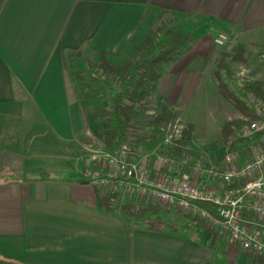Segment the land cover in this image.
<instances>
[{"label":"crops","instance_id":"1","mask_svg":"<svg viewBox=\"0 0 264 264\" xmlns=\"http://www.w3.org/2000/svg\"><path fill=\"white\" fill-rule=\"evenodd\" d=\"M160 18L191 35L147 84L152 109L167 103L177 113L214 72L224 46L264 51V0H0V264H250L224 236L162 220L173 209L152 203L158 213L136 221L99 208L103 192L87 177L111 176L95 159L109 153L64 52L128 58ZM186 23L191 30L183 33ZM218 34L228 37L223 47L214 45ZM231 69L223 70L229 85ZM145 163L157 176L158 164Z\"/></svg>","mask_w":264,"mask_h":264},{"label":"built area","instance_id":"2","mask_svg":"<svg viewBox=\"0 0 264 264\" xmlns=\"http://www.w3.org/2000/svg\"><path fill=\"white\" fill-rule=\"evenodd\" d=\"M213 41L220 47L228 37L218 34ZM247 103V123L241 120L229 147L238 138L245 143L225 149L217 162L203 161L191 167L184 161L192 171L184 181H170L160 170L155 177L148 174L143 165L129 161L127 145L95 159L118 175L117 186L127 190L126 195L147 198L183 216L199 217L247 255L264 259V108L254 99ZM161 163L163 159L158 158V169ZM87 177L96 187L114 184L110 175ZM198 204L211 205L213 214Z\"/></svg>","mask_w":264,"mask_h":264},{"label":"trees","instance_id":"3","mask_svg":"<svg viewBox=\"0 0 264 264\" xmlns=\"http://www.w3.org/2000/svg\"><path fill=\"white\" fill-rule=\"evenodd\" d=\"M160 39L159 41L152 36H145L140 43L143 47L140 48V43L135 44L131 48L132 58L126 60L122 66L121 71H117L115 67L109 62L110 58L107 54L88 51L94 55L97 61L92 63L88 62L91 72L100 74L99 77H92L95 85L101 87L94 90L92 94L87 97V101L97 102L99 107L92 109V118L97 127V133L102 137V143L106 151L113 152L118 150L122 145H137L141 140L139 136V128L134 125L133 118L138 114L148 110L152 105L150 96V88L147 84H155L160 78L163 67L171 63L177 58L183 50L187 35L174 34L172 37ZM83 49H74L64 52L63 60L66 70L68 61L77 58ZM84 51V50H83ZM241 47L238 46L234 49V53H229V56H222L217 64L216 70L213 75L216 79V92L217 95L225 103L229 104L232 109L237 113H245L248 108L245 103L244 96L252 94L256 99L260 100L264 106V83L262 82H248L242 85L238 93L230 89L221 80L220 70L226 69L224 62L228 61L227 58L241 62ZM75 83V82H74ZM76 84V83H75ZM88 83H84V93L89 90ZM77 93L80 99L82 98L79 90L82 89L76 84ZM80 88V89H79ZM111 91V92H109ZM112 93V94H111ZM86 100V99H85ZM157 111L151 117L148 123V128L153 139L161 138L167 127V124L173 122L177 118L175 110L167 103H159L156 105ZM237 126L235 120L229 121L223 125L221 131V143L225 145L228 137L233 134L234 128ZM192 133V126L185 125L182 133V140L176 141L171 146L172 157L181 160L184 151L182 148L186 146V141L190 139ZM187 141V142H188ZM245 143L244 140H238L230 149L238 144ZM133 153V150L130 151ZM96 194L102 190L100 187L94 186ZM104 195H99V208L113 213H120L124 216H129L136 221L147 219L158 213V208L147 198L131 200L125 197L121 200L115 190H104ZM203 209L209 210L213 214V207L209 204H198ZM184 227L189 229L191 227L206 231L211 237L217 238L220 236L219 230L212 227L207 221L199 217L192 216L191 214L184 215ZM175 231V228L170 229ZM250 264H264V259L248 255Z\"/></svg>","mask_w":264,"mask_h":264},{"label":"rangeland","instance_id":"4","mask_svg":"<svg viewBox=\"0 0 264 264\" xmlns=\"http://www.w3.org/2000/svg\"><path fill=\"white\" fill-rule=\"evenodd\" d=\"M150 18L152 19L151 21L153 23L155 21V18H153V16H148V19ZM170 23L171 21L166 19L163 20L160 18V20L154 23L155 25L153 24L152 30H149V25L147 24L144 29L146 30L145 31L146 33L144 34H149L158 41L160 39L169 38L166 36L172 37L174 34L191 35V33H186V31L191 30V27L187 25V23L183 26L181 25L179 28L183 31V33L186 34H182L181 32L172 29ZM187 36L189 38V35ZM238 46H240L242 50L240 56L241 58H239L241 62L233 61L229 58H227L228 60L227 62L226 61L224 62V64H226L227 66L226 69L230 67L232 68L230 73H232L233 75L232 80L235 83H232L231 85H229V83H226L224 79L225 76L223 74L224 73L223 70L221 69L219 72L222 82L226 84L230 89L236 91L237 93L238 90H240L242 85L245 83L248 82L264 83V51L262 52L257 51L255 52L256 53L255 54L253 52H250L247 48H244L242 44H236L231 47L224 46L222 50L223 52L220 55L216 64H214L213 69L216 70L215 67H217V64L221 60L222 56L224 55L229 56L230 55L229 53H234V49H236V47ZM141 47H143V43H140V48ZM247 52L249 54H247ZM131 58L132 55L130 54L128 58L123 57L122 60L119 59L112 60L109 58L108 60L119 72L121 71L125 61L128 59L130 60ZM67 61H68V67H67L68 76L72 78L73 82H75L79 87L80 86L82 87V89L79 90V93H81L80 96L84 98V100L85 99L87 100V97L90 94H92L94 90H98L101 88L98 85H95L94 81L92 82L90 77L91 73L93 74L92 77L94 78L99 77L100 74L91 72L89 66L87 65L88 62L92 61L93 63L94 61H97L96 57L90 54L89 52L82 50L81 53L77 55V58L72 59V66H71V60L70 61L67 60ZM244 70H247V73H245ZM245 77L248 78L244 79ZM84 83H88L87 85H90L89 90L86 94L83 92L85 88L84 86H86L84 85ZM216 83L217 82L213 75V72H208L207 74H205L200 87L194 92H192L190 100H188L184 106H181L177 110V118L173 122L167 124L164 135L159 139H153L149 134L148 132L149 128L147 127L149 120L156 113L155 111H157V109H152V105H151L148 108V110H145L144 112L134 117L133 123L135 126H137L140 129L139 136L141 137V140L137 143V145L136 144L132 145V149L130 148L131 146L127 145L129 147V154H130L129 161H132L133 163L138 162L141 165L145 166L146 160L154 161V163L156 164L157 159L161 158L163 159V163H161V169H160L162 174L167 177L169 176L168 179L170 181H174L175 179L178 180L181 179V181H184L186 180L185 178L188 177L189 175L184 173L186 169L187 170L189 169L188 166L195 167L196 163L198 162L203 163V161L204 162L209 161V158L211 160H215L225 152L224 150L225 147L229 149V141L231 140L232 136L228 137L227 141H225L226 143H224L225 145L221 143L222 141L221 131L223 125L228 120L231 119L232 115L235 116L234 119H236L235 122H237L238 128L242 126L241 120L243 122H246V119L249 118L247 117V113L249 112V108H248L249 102L247 103V100L249 101L250 99H254L256 101H259L262 106L263 104L260 100L256 99L252 94H246L244 96V99H245V103L247 104L248 110L245 113H237L232 109V107L229 104L223 102L218 97V95L216 94ZM97 107H99L98 103L96 101L93 102L92 109ZM189 124L190 126H192L191 137L189 141L187 140L188 142L186 141V146L182 148V150L184 151L183 158L181 160H178L172 157L171 146L174 145L176 141L183 139L181 137H183L182 133L184 131L185 125H189ZM238 128L236 129L234 128L233 134L237 133V130H239ZM238 140L241 141V139L239 138ZM234 143L235 141L231 145L233 146ZM132 150L133 153L130 152ZM184 161L187 162L188 166L183 165ZM102 166L104 167L105 165ZM171 174H175L176 177H173L174 175ZM180 174H183V176H179ZM118 179L119 178L117 174L111 173L110 180L111 181L113 180L114 184H112V186L110 187H105V188L101 187L102 192L104 190L116 191V189H120V193L117 191L116 192L118 193V196L121 198V200L125 199V197L130 198L128 195H126L127 192L126 193L124 192L125 190L124 188L117 186ZM161 206H163L164 209L166 210L168 209L164 205ZM177 213L178 212L175 210V211H171L170 215L167 214L165 215L164 212H161L160 215L163 218L162 220H167V222L169 221L170 223H173L177 227H181V224L185 223L184 221L185 219L183 215H177Z\"/></svg>","mask_w":264,"mask_h":264}]
</instances>
